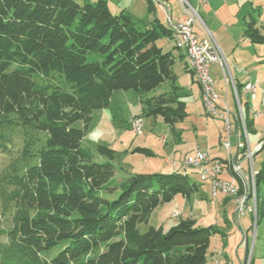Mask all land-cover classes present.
<instances>
[{"label":"trees","instance_id":"obj_1","mask_svg":"<svg viewBox=\"0 0 264 264\" xmlns=\"http://www.w3.org/2000/svg\"><path fill=\"white\" fill-rule=\"evenodd\" d=\"M243 36L264 44L252 20H244ZM162 38L172 40L167 24L153 16L142 30L127 10L112 13L106 0H0V129L20 128L25 137L19 157L0 174L1 214L10 217L0 264H206L216 229L191 219L166 231L149 225L160 205L198 192L185 171L129 174L115 185V152L97 146L106 160L100 162L81 145L92 112L108 108L117 90H132L141 117H160L180 137L176 125L188 114L176 86V58L156 45ZM166 83L169 91L153 95ZM244 122L252 132L249 110ZM263 150L264 142L253 157ZM255 173L258 224L264 159Z\"/></svg>","mask_w":264,"mask_h":264},{"label":"rangeland","instance_id":"obj_2","mask_svg":"<svg viewBox=\"0 0 264 264\" xmlns=\"http://www.w3.org/2000/svg\"><path fill=\"white\" fill-rule=\"evenodd\" d=\"M74 1L79 4L84 2L83 0ZM132 1V9L129 12L135 19L137 26L143 30L149 23L148 17L151 16L148 9V1L150 2V0ZM167 2L172 15L177 13V10H180L177 0H167ZM189 2L197 12L205 32L213 38L217 45L221 43L224 52L229 53L231 59L238 63L234 67L232 65L233 62L219 48L228 66L229 79H232L233 82L238 80L236 84L239 88L236 93L241 103L242 113L245 115L246 110H249V115L253 119L252 129L255 132L247 134L248 142L245 144L252 148V152H255L253 148L255 143H259L258 146H260L264 142V115L255 119L250 110L262 112L263 109L264 44H251L248 39L242 36V31L244 20H252L255 22L260 34L264 35V0H207L208 3L206 5H199L198 0ZM154 7L157 17L164 21L163 12L157 5H154ZM194 30L197 34H200L196 28ZM173 42V39L162 38L156 42V45L163 52H172L176 57L173 66V71L176 75V86L179 87L180 101L185 103L188 114L184 122L176 125V129L180 131L179 138L173 135L160 117L146 118L140 116V107L132 90L114 91L108 108L95 110L91 114V122L81 145L84 148H89L100 162H105L106 160L96 155L95 148L97 146H106L115 152L114 160L111 162L114 166L113 184L115 185L121 183L129 174H171L176 168L167 164V162H170V164L175 162L177 169L181 168V171L184 172L182 169L184 159L196 149L207 153L209 158L212 156L222 160L225 159L224 167L229 171L231 179L229 176L225 177V175L221 177L230 179V181H237L238 176L234 175L236 172L234 173L231 169V163L228 160V156H226L225 149L221 147L222 145L218 140V138L225 137L223 122L215 116L211 117L206 114L204 107H202L203 104L201 105L199 101L201 88L199 89L198 82L193 81L191 75L185 72L183 63L177 58L178 55L183 54L184 50L178 51ZM212 65L218 66V68L210 71V77L214 83L213 88L219 97L220 103L225 101L227 97L230 112L238 115L232 83L225 84L219 65ZM236 74L240 76L236 78ZM54 75L58 77L57 74ZM33 79L35 82H41V79L37 76H34ZM248 83L256 86L255 97L252 100L250 95L243 90V87ZM59 84L67 88L66 83L61 79H59ZM169 90V84L166 83L156 89L153 95L165 93ZM137 119L140 125L138 131H135L133 129V121ZM234 122V118L231 115L230 124L232 129L236 131L237 127L234 126ZM74 127L81 130L83 124L78 121L74 123ZM24 140L25 137L20 128L0 129V174L7 171L12 159L19 157ZM241 142H244L243 138H241ZM230 143L231 150L236 152L235 135L231 136ZM137 148L149 150L152 156L137 152ZM263 159L264 150L262 153L252 157L251 165L254 173L255 170H258ZM34 163L35 161L30 164ZM242 165L244 175H249L250 163L246 160ZM25 166L23 163L17 164L18 172L22 173ZM185 172L191 182L200 185V194H193L189 200L186 199L187 204L184 209L180 200L182 199L181 196H178L176 204L165 203L161 205L154 214H151L149 225L162 227L164 231L168 230L180 219H185L189 216L188 203H190L196 215L198 213L201 215L197 222L199 226H213L216 230H221L223 216H226L231 224L230 229L226 231L227 239L225 242H222L218 235L210 239L206 264H216V262L219 264H264V218L258 224L256 223L255 236L252 238L251 216L249 214L237 220L232 212L231 204L223 206L219 200L220 198L214 200L209 197L207 182L203 183L200 181L196 171V175L190 168H187ZM249 188L247 194L248 192L253 194L251 184ZM210 194L213 197L216 196L212 193ZM219 195H227L230 199L235 197L229 194ZM253 202L256 215L255 199ZM173 212H176V214ZM1 213L0 209V243L5 241V232L10 228L9 213L4 212L3 215ZM239 221L243 229L238 226ZM55 252L57 251L54 250L45 254V257L49 258Z\"/></svg>","mask_w":264,"mask_h":264},{"label":"built area","instance_id":"obj_3","mask_svg":"<svg viewBox=\"0 0 264 264\" xmlns=\"http://www.w3.org/2000/svg\"><path fill=\"white\" fill-rule=\"evenodd\" d=\"M159 6L163 8L166 23L171 25L177 33L178 42L186 44V48L190 53V58L195 60L197 70H199L200 83L205 90V98L210 105V110L215 117L223 122L225 132V152L229 157L231 165L236 167V173L241 174V183L243 184L242 195H237L234 199H231L233 203V214L236 219H240L245 215L251 216V229L252 238L255 236L256 215L255 207L253 205V198H247V183L251 179L252 168L251 162L253 154L249 146L245 143L248 142L247 137H240L238 130H233L230 124V117L233 116L235 120V114H232L229 109V103L226 100L220 103L218 95L214 91V83L210 77V66L212 64H218L221 69L225 84L228 85L233 81L229 79V70L225 58H223L218 45L203 29V24L192 5L187 0H177L179 3V11L184 17V22L181 24H174L170 18L169 5L164 0H155ZM199 5H206L207 0H198ZM197 29L200 34H197L194 29ZM228 73V75H226ZM231 77V76H230ZM253 84L248 83V94L252 100ZM255 111V110H250ZM257 112V111H255ZM264 114L257 112V117H261ZM236 122V120H235ZM235 135L237 138V154L234 155L231 150L230 138ZM241 138L244 142H241ZM250 163L249 175H244L242 164L245 161ZM173 164V163H172ZM187 168L196 171L198 176L203 180H208L209 185L215 189L216 196L218 194H226L233 190V186L230 183V179H222L220 175L224 172L216 165V159L211 160L206 153L196 150L192 156H188L183 161L182 169L185 171ZM176 214V212L174 213Z\"/></svg>","mask_w":264,"mask_h":264},{"label":"crops","instance_id":"obj_4","mask_svg":"<svg viewBox=\"0 0 264 264\" xmlns=\"http://www.w3.org/2000/svg\"><path fill=\"white\" fill-rule=\"evenodd\" d=\"M84 2H89V3H92V2H95L96 0H83ZM107 1V4H108V7H109V9H110V11L112 12V13H118V12H120L121 10H127L128 12L132 9V5H133V1L132 0H106ZM164 1H166L167 2V0H164ZM188 2L189 1H191V0H187ZM190 3V2H189ZM167 4H168V2H167ZM110 5V6H109ZM169 5V4H168ZM152 8H153V10H154V17L161 23V24H166V19H163L164 21H161L158 17H157V15H156V13H155V7H154V5L152 6ZM112 9V10H111ZM160 9V8H159ZM161 10V9H160ZM162 11V10H161ZM163 12V11H162ZM130 13V12H129ZM163 14H164V12H163ZM153 16L151 15L150 17H148L149 18V22L152 20V18H153ZM170 18H171V21L174 23V24H181V23H183V21H184V18H183V16L181 15V13H180V11H178L177 10V13H174L173 15H172V11H170ZM243 31H244V28H243ZM243 31H242V36H243ZM244 37V36H243ZM245 38V37H244ZM218 47L220 48V50L222 49V51L224 52V50H223V48H222V46H221V43H219L218 44ZM179 51V50H178ZM221 51V52H222ZM225 53V52H224ZM232 54V53H231ZM225 55H227V57H228V59L229 60H231L233 63H232V65H234V67H235V64H238L237 62H235V61H233L232 59H231V55L229 54V53H225ZM176 58V57H175ZM177 58H178V60H180V62L181 63H183V65H184V70H185V72H187V73H189L190 75H191V78L193 79V81H195L196 82V80H195V78H194V75H193V73L191 72V69H190V67H189V63H188V61H187V58H186V56H185V53H184V51H183V54L182 55H178L177 56ZM215 68H218V66L217 65H211L210 66V71H212V70H214ZM237 69V68H236ZM239 72H241L240 70H239ZM240 75H238V74H236V78H238ZM237 80V79H236ZM236 82H238V80L236 81ZM197 83V82H196ZM240 84V83H239ZM197 85H198V83H197ZM247 85V84H246ZM254 87H255V90H254V93H252V95H253V98L252 99H254V97H255V91H256V86L255 85H253ZM198 87H199V85H198ZM199 89H200V87H199ZM200 95H199V101H200V104L202 105V101H201V92L199 93ZM240 101V100H239ZM185 104V103H184ZM240 105H241V103H240ZM263 105V104H262ZM186 106V105H185ZM236 106H237V102H236ZM203 107V106H202ZM237 109H238V107H237ZM204 110V109H203ZM186 112H187V107H186ZM251 113H257V112H255V111H251ZM259 114H264V109H262V112H258ZM242 120H240V116L239 115H235V120H236V122H234V126L235 127H237V130H238V132H240V137H247L248 135H247V131H246V127H245V122H244V115L242 116ZM255 119L256 118H258L257 116L256 117H254ZM234 120V121H235ZM235 130V129H234ZM243 130H245L246 131V133H244L243 132ZM252 132H255L253 129H252ZM220 137V136H219ZM224 138L225 137H223V138H218V140H219V143H221V145H222V142H223V140H224ZM222 139V140H221ZM235 140H236V152H233L232 151V153H234V155H236L237 154V138H236V136H235ZM221 141V142H220ZM259 143H255V145L253 146V148H254V150L255 151H257L258 149H259ZM222 147V146H221ZM250 149H252L251 147H250ZM197 150V149H196ZM196 150L194 151V152H192V153H190V154H188L186 157H188V156H192L195 152H196ZM205 153V152H204ZM206 155L208 156V154L206 153ZM209 157V156H208ZM211 160H214V159H216V160H219V161H221V163H222V161H225V159L224 160H222V159H219V158H217V157H212L211 156V158H210ZM227 160V159H226ZM173 163V164H172ZM171 164H170V162H167V164H169V165H171L172 167H174V168H176V170L173 172V173H183L182 171H181V168L180 169H177V164L175 163V162H172ZM225 166V165H224ZM243 166V165H242ZM225 170V171H224ZM224 173L222 174V175H225V177L227 176H229L230 177V179H231V176H230V173H229V171L226 169V168H224ZM173 173H171V174H173ZM186 173V172H185ZM195 175H196V172L194 171L193 172ZM222 175H220V177L222 176ZM222 178V177H221ZM222 179H224V178H222ZM226 180H229V179H226ZM203 183H206V182H203ZM207 185H208V189H209V197L210 198H212V199H214V200H217L218 198H220L219 200H220V202L222 203V205L224 206V205H226V204H231V206H232V212H233V203H232V201H231V199H230V197H228V196H226V195H217V196H215V197H213L210 193H211V189H210V185H209V183H206ZM199 185V184H198ZM200 186V185H199ZM202 186V185H201ZM200 187H199V190H198V192L197 193H195V194H200ZM193 195V194H192ZM179 196V195H178ZM178 196H176L170 203H168V204H173V203H175L176 202V200L178 199ZM191 196V195H190ZM190 196L189 197H182L181 196V198L182 199H180L181 200V203H182V208L184 209V208H186V204H187V202L185 201L186 199L187 200H189L190 199ZM204 196V195H203ZM202 197V196H201ZM204 198H205V196H204ZM176 204V203H175ZM185 204V206H183ZM189 205V216L187 217V218H185V219H191V220H194L195 222H196V224H197V222H198V220L200 219V217H201V215L198 213V215H196V212H195V210H194V208H193V206H192V204H190V203H188ZM163 205V204H162ZM161 206V205H160ZM159 206V207H160ZM159 207L158 208H156L155 210H154V212L152 213V214H154L158 209H159ZM174 211H176V210H174ZM174 213V212H173ZM173 215V214H172ZM180 215V214H179ZM174 216V215H173ZM250 222H251V219H250ZM239 224H238V226H240L242 229H243V227L241 226V222L239 221L238 222ZM198 225V224H197ZM199 226V225H198ZM201 227H203V226H201ZM209 227V226H208ZM211 227H213V226H211ZM230 227H231V224H230V222H229V220H228V218H226V216H223V224H222V228H221V230H217L218 232L216 233V234H214L213 236H216V235H218L219 237H220V239H221V241L222 242H225L226 241V236H227V232L226 231H228L229 229H230ZM162 228V227H161ZM214 229H216L215 227H213ZM163 229V228H162ZM228 229V230H227ZM246 235H247V233H246ZM212 236V237H213ZM211 237V238H212ZM210 238V239H211ZM216 264H219L218 262H216Z\"/></svg>","mask_w":264,"mask_h":264},{"label":"bare ground","instance_id":"obj_5","mask_svg":"<svg viewBox=\"0 0 264 264\" xmlns=\"http://www.w3.org/2000/svg\"><path fill=\"white\" fill-rule=\"evenodd\" d=\"M150 2H151L152 5H157V6L163 11V8H162L161 6H159L158 3H157L155 0H150ZM207 3H208V2H207ZM163 12H164V11H163ZM166 24H167V23H166ZM167 25H168L169 29H170L171 32H172V39H173V41H174L173 43L175 44V47H176L178 50H184V51H185V56H186L187 61H188V63H189V67H190V69H191V71H192V73H193V75H194L196 81L198 82V84H199V86H200V88H201V100H202L203 107H204V109H205V111H206V114L209 115V116H211V117L215 116V114H212V113H211L210 105H209L208 102L206 101V98H205V90H204V89L202 88V86H201L199 70H197L195 60H192V59L190 58V53L188 52V50H187V48H186V44H181V43L178 42V38H177V33H176V31L172 28L171 25H169V24H167ZM253 89H255L254 86H253ZM233 90H234V92H235L234 94H235V96H236V102H237V107H238V115L240 116V120H242V119H243V118H242L243 113H242V110H241L240 101H239V99H238V97H237V93H236V89H235V85H234V83H233ZM243 90H244V92H247V93H248V84L245 85V86L243 87ZM252 93H254V91H253ZM252 98H253V95H252ZM263 109H264V103H263ZM252 115H253V117H256V116H257V113H252ZM139 125H140V122L138 121V119L133 121V129H134L135 131H138V129H139ZM243 132L246 133L245 130H243ZM222 148L225 149V138H224V140H223V142H222ZM228 160L230 161L229 157H228ZM216 165H217L218 168L221 169V171L223 172V170H224V168H225V167H224V164H222L219 160H216ZM231 169L233 170L234 173L236 172V167H234V165H231ZM234 175H236V177L238 176L237 181H236V182H235L234 180H231V181H230V183H231L232 186H233V190H230V192H226V194H229V195H231V196H235V197H237V195H242V192H241V191H243V184L241 183V174H239V173H235ZM254 176H255V173H254V171H253V172H252L251 179H250V180L248 181V183H247V190L250 189L249 186H250V184H251V186H252V192L255 193V190H254ZM199 178H200V177H199ZM200 180L203 181V182H207V183H209L208 180H203L202 178H200ZM210 189H211V193L215 196V195H216V193H215V189H214L212 186H210ZM254 193L252 194V193L248 192V194H247V198H253V201H254V199H255V195H254ZM232 198H233V197H232ZM253 204H254V202H253Z\"/></svg>","mask_w":264,"mask_h":264}]
</instances>
